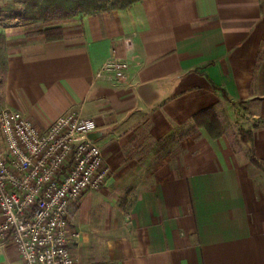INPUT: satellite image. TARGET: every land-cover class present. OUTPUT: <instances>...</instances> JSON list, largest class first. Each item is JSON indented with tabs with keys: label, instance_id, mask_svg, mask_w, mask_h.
<instances>
[{
	"label": "crops",
	"instance_id": "obj_1",
	"mask_svg": "<svg viewBox=\"0 0 264 264\" xmlns=\"http://www.w3.org/2000/svg\"><path fill=\"white\" fill-rule=\"evenodd\" d=\"M8 19L0 109L41 130L73 107L98 125L112 174L74 211L81 264H264V0H144L56 27ZM113 49L130 63L116 86L95 79Z\"/></svg>",
	"mask_w": 264,
	"mask_h": 264
},
{
	"label": "built area",
	"instance_id": "obj_2",
	"mask_svg": "<svg viewBox=\"0 0 264 264\" xmlns=\"http://www.w3.org/2000/svg\"><path fill=\"white\" fill-rule=\"evenodd\" d=\"M11 0H0V4ZM127 51L132 41L124 40ZM130 63L116 55L96 80L127 81ZM94 120L71 108L46 130L19 111L0 109V249L13 247L23 264H81L73 247L75 209L111 177Z\"/></svg>",
	"mask_w": 264,
	"mask_h": 264
},
{
	"label": "trees",
	"instance_id": "obj_3",
	"mask_svg": "<svg viewBox=\"0 0 264 264\" xmlns=\"http://www.w3.org/2000/svg\"><path fill=\"white\" fill-rule=\"evenodd\" d=\"M18 4L24 5V17H35L40 15L47 22L67 23L79 16L100 15L103 13H111L118 10H127L133 5L144 0H15ZM59 15V16H58ZM55 16V19H54ZM58 16V17H56ZM56 38L61 39V31H57ZM224 95V91L215 87ZM244 142H247L246 133L241 132ZM253 163L257 164V160L253 153L250 156Z\"/></svg>",
	"mask_w": 264,
	"mask_h": 264
},
{
	"label": "rangeland",
	"instance_id": "obj_4",
	"mask_svg": "<svg viewBox=\"0 0 264 264\" xmlns=\"http://www.w3.org/2000/svg\"><path fill=\"white\" fill-rule=\"evenodd\" d=\"M41 1H42L41 2L42 4L45 3V1H43V0H41ZM50 1H52V0H50ZM24 10H25V6L18 4L14 0L0 4V22H3V23L6 22V24H9L10 22L8 21L9 20L8 18H10L12 16H19L20 17L19 21L23 25L40 24L43 27L44 26L45 27H56V26H59L60 24H63L60 22H56V23L55 22H47L45 20V18H43L40 15H36L35 17H30V18L24 17L23 16ZM58 16H56V17H58ZM54 19H55V16H54ZM36 29H38V27H36ZM51 31H52V33L50 34L51 38H56L59 35L57 33V30L52 29ZM45 32H48V30H45ZM121 205L124 209H127V207H128L127 203L126 204L121 203ZM0 264H9V258L8 259L5 258L4 252L0 253Z\"/></svg>",
	"mask_w": 264,
	"mask_h": 264
},
{
	"label": "water",
	"instance_id": "obj_5",
	"mask_svg": "<svg viewBox=\"0 0 264 264\" xmlns=\"http://www.w3.org/2000/svg\"><path fill=\"white\" fill-rule=\"evenodd\" d=\"M98 135H97V133H95V134H92V136H91V138L93 139V140H95V141H97L98 140Z\"/></svg>",
	"mask_w": 264,
	"mask_h": 264
}]
</instances>
